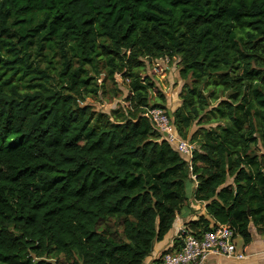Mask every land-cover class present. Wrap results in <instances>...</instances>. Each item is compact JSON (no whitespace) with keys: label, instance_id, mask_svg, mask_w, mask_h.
I'll list each match as a JSON object with an SVG mask.
<instances>
[{"label":"trees","instance_id":"obj_1","mask_svg":"<svg viewBox=\"0 0 264 264\" xmlns=\"http://www.w3.org/2000/svg\"><path fill=\"white\" fill-rule=\"evenodd\" d=\"M165 57L184 82L171 112L139 73ZM101 75L128 80L125 109L80 104ZM148 106L196 145L190 161ZM191 176L214 223L264 235V0H0V264H142Z\"/></svg>","mask_w":264,"mask_h":264},{"label":"built area","instance_id":"obj_2","mask_svg":"<svg viewBox=\"0 0 264 264\" xmlns=\"http://www.w3.org/2000/svg\"><path fill=\"white\" fill-rule=\"evenodd\" d=\"M142 115L151 122L162 139L181 157L190 161L196 145L177 134L172 117L164 109L148 106L144 108ZM181 235V245L164 251L155 258L152 264H202L209 255H220L237 260L248 257L247 244L237 245L235 242L237 237L225 225L215 223L210 226V230L203 232L198 237L186 231ZM259 239L264 248V235H260Z\"/></svg>","mask_w":264,"mask_h":264},{"label":"rangeland","instance_id":"obj_3","mask_svg":"<svg viewBox=\"0 0 264 264\" xmlns=\"http://www.w3.org/2000/svg\"><path fill=\"white\" fill-rule=\"evenodd\" d=\"M31 61L38 64L39 67L44 68L46 65L45 57L33 56ZM179 59L174 58H160V59H143V68L139 71L140 76L148 77L155 85L156 90L165 96L166 101L173 105L178 102L179 93L183 88V80L179 78ZM119 75L114 77L113 81L103 80V76H99L96 80L97 84L102 86L96 96H86L84 100L80 101L81 105L88 104L95 111L109 113L116 108H126L128 103L126 96L128 94L127 82L122 80ZM158 93L151 91L149 95V102L153 104L157 102ZM214 125V124H213ZM194 129V127H193ZM237 245L242 243L241 238L235 239ZM52 263V260H48Z\"/></svg>","mask_w":264,"mask_h":264},{"label":"crops","instance_id":"obj_4","mask_svg":"<svg viewBox=\"0 0 264 264\" xmlns=\"http://www.w3.org/2000/svg\"><path fill=\"white\" fill-rule=\"evenodd\" d=\"M180 99L173 105L166 101V109L171 112L180 105ZM196 187V180L191 176V179L186 183V202L180 208L176 218L172 224V227L168 232L154 243L152 251L143 260L142 264H152L155 258L166 250L177 248L181 245L180 242H176L180 238L182 232L186 231L185 224L189 221H194L198 217L203 216L210 221V226L215 224L205 212V203L196 201L193 197V192ZM249 232L251 234V240L247 244L248 257L245 259L237 260L226 258L224 256L209 255L202 264H264V248L260 243V234H258L254 227H250Z\"/></svg>","mask_w":264,"mask_h":264}]
</instances>
